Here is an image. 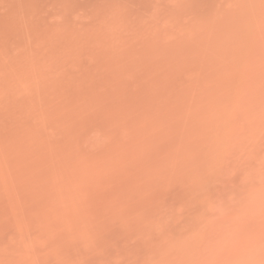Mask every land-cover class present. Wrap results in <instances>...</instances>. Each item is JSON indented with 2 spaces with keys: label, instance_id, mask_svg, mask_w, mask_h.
Wrapping results in <instances>:
<instances>
[{
  "label": "rangeland",
  "instance_id": "1",
  "mask_svg": "<svg viewBox=\"0 0 264 264\" xmlns=\"http://www.w3.org/2000/svg\"><path fill=\"white\" fill-rule=\"evenodd\" d=\"M0 264H264V0H0Z\"/></svg>",
  "mask_w": 264,
  "mask_h": 264
}]
</instances>
